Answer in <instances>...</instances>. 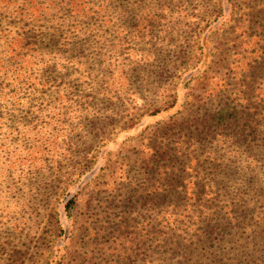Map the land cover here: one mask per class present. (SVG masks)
<instances>
[{
	"label": "rangeland",
	"instance_id": "1",
	"mask_svg": "<svg viewBox=\"0 0 264 264\" xmlns=\"http://www.w3.org/2000/svg\"><path fill=\"white\" fill-rule=\"evenodd\" d=\"M0 264H264V0H0Z\"/></svg>",
	"mask_w": 264,
	"mask_h": 264
},
{
	"label": "trees",
	"instance_id": "2",
	"mask_svg": "<svg viewBox=\"0 0 264 264\" xmlns=\"http://www.w3.org/2000/svg\"><path fill=\"white\" fill-rule=\"evenodd\" d=\"M216 116V111H213V112H208V113H206L205 114V117L204 118H206V122H210L211 120H214L215 117ZM229 117H232V115L231 116H229V115H224L223 117H219L220 118V120L223 122V123H227V119L229 118ZM232 163H229V165H231ZM225 166H227L228 167V163L227 164H225ZM213 172V171H212ZM258 172V171H257ZM253 178H255L254 176H252ZM74 204V202H72V199H70V201H67V203H65V208L67 209V210H69V208H70V206L71 205H73Z\"/></svg>",
	"mask_w": 264,
	"mask_h": 264
}]
</instances>
